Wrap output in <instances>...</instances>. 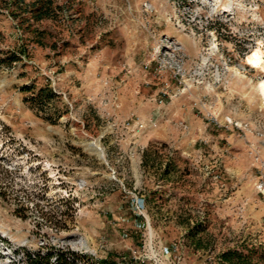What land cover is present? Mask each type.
Wrapping results in <instances>:
<instances>
[{
    "label": "rangeland",
    "instance_id": "1",
    "mask_svg": "<svg viewBox=\"0 0 264 264\" xmlns=\"http://www.w3.org/2000/svg\"><path fill=\"white\" fill-rule=\"evenodd\" d=\"M52 6L0 0V58L21 55L0 63V234L96 264H264V0ZM32 83L60 94L56 122Z\"/></svg>",
    "mask_w": 264,
    "mask_h": 264
},
{
    "label": "trees",
    "instance_id": "2",
    "mask_svg": "<svg viewBox=\"0 0 264 264\" xmlns=\"http://www.w3.org/2000/svg\"><path fill=\"white\" fill-rule=\"evenodd\" d=\"M14 3L18 5V11L20 15H26L30 13L31 20H42L44 18L56 17L57 10L53 8V0H14ZM15 13V12H14ZM21 59V55L18 52H11L4 58H0V63L7 62L12 64ZM22 90L29 92L27 101L30 105L40 112L46 113L47 119L56 122L68 108L64 110L51 111L53 103H56L60 99V94L49 84L37 85L36 83L24 84ZM46 250L40 248L33 252H27L26 260L28 264H96L95 259L79 250H75L70 247L56 248L55 246H45ZM44 247V248H45ZM237 256V260L234 258ZM224 260L230 261L234 264H255L251 263L249 259L245 258L242 254H238L236 250H228L222 254ZM113 264H118L116 261Z\"/></svg>",
    "mask_w": 264,
    "mask_h": 264
},
{
    "label": "built area",
    "instance_id": "3",
    "mask_svg": "<svg viewBox=\"0 0 264 264\" xmlns=\"http://www.w3.org/2000/svg\"><path fill=\"white\" fill-rule=\"evenodd\" d=\"M137 207L140 210L143 208V203L139 199H137ZM179 248L180 243L174 242L171 246H166L165 250L169 257L174 255V260L180 261L182 257L178 253ZM142 261L145 262V259H142ZM156 261V264L161 263V261ZM0 264H28L23 249L13 246L3 234H0ZM118 264H126V261L119 260Z\"/></svg>",
    "mask_w": 264,
    "mask_h": 264
},
{
    "label": "bare ground",
    "instance_id": "4",
    "mask_svg": "<svg viewBox=\"0 0 264 264\" xmlns=\"http://www.w3.org/2000/svg\"><path fill=\"white\" fill-rule=\"evenodd\" d=\"M248 60L252 62L253 65L255 66H263L264 67V49L262 48V45L260 43V45L248 56ZM260 89L264 95V81L261 82L260 84ZM97 145V143H96ZM150 233L151 236H153V228L152 226H150ZM84 245L86 247H90L89 244L87 242H84Z\"/></svg>",
    "mask_w": 264,
    "mask_h": 264
},
{
    "label": "water",
    "instance_id": "5",
    "mask_svg": "<svg viewBox=\"0 0 264 264\" xmlns=\"http://www.w3.org/2000/svg\"><path fill=\"white\" fill-rule=\"evenodd\" d=\"M98 148H99V150L101 151V155L103 156L104 154H103V151L101 150V148L98 146Z\"/></svg>",
    "mask_w": 264,
    "mask_h": 264
}]
</instances>
